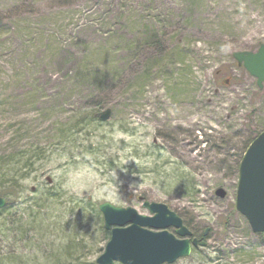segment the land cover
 Returning a JSON list of instances; mask_svg holds the SVG:
<instances>
[{
  "label": "rangeland",
  "instance_id": "rangeland-1",
  "mask_svg": "<svg viewBox=\"0 0 264 264\" xmlns=\"http://www.w3.org/2000/svg\"><path fill=\"white\" fill-rule=\"evenodd\" d=\"M260 44L264 0H0V152L41 148L30 177L61 188L50 221L64 206L84 222L88 198L150 215L142 197L194 236L209 228L173 264H264V235L234 203L264 82L232 54ZM105 108L106 121L79 122ZM175 170L193 197L167 185ZM56 226L49 241L67 244L71 227Z\"/></svg>",
  "mask_w": 264,
  "mask_h": 264
},
{
  "label": "trees",
  "instance_id": "trees-1",
  "mask_svg": "<svg viewBox=\"0 0 264 264\" xmlns=\"http://www.w3.org/2000/svg\"><path fill=\"white\" fill-rule=\"evenodd\" d=\"M94 113L83 114L79 122L95 123ZM42 158L43 152L37 146L23 149L14 144L10 151L0 152V196L6 199L5 207L0 209V264H97L91 256L101 253L109 238L98 205L88 198L84 222L78 212L64 206L56 209L65 208L50 221L49 213L62 205L59 202L61 188L53 180L38 182L35 176L30 177L35 164ZM178 173L174 171L167 185L175 187L177 194L193 197L194 184ZM182 179L185 183L181 182ZM172 190L175 191L174 188ZM64 216L68 217L64 224L71 230L70 234L67 232L68 243L59 246V243L49 241L47 235H50L48 230L57 228L56 224L64 227L61 224V217ZM57 219L59 222L55 223ZM92 237L97 243L87 246L86 242ZM207 262L210 264L212 260Z\"/></svg>",
  "mask_w": 264,
  "mask_h": 264
},
{
  "label": "water",
  "instance_id": "water-1",
  "mask_svg": "<svg viewBox=\"0 0 264 264\" xmlns=\"http://www.w3.org/2000/svg\"><path fill=\"white\" fill-rule=\"evenodd\" d=\"M233 57L256 77L257 86L262 87L264 44L256 51H236ZM110 114L111 109L105 108L95 112L94 116L98 121H106ZM225 193L221 187L215 189L218 197H224ZM5 203V198L0 196V208ZM142 206L150 215L109 202L98 205L109 238L95 258L97 264H172L178 258L188 256L191 247L206 245L204 238L209 228L204 229L199 239L190 240L191 231L166 204L143 199ZM235 208L246 218L252 232H264V130L250 141L238 163ZM169 227L174 228V233L168 231Z\"/></svg>",
  "mask_w": 264,
  "mask_h": 264
}]
</instances>
